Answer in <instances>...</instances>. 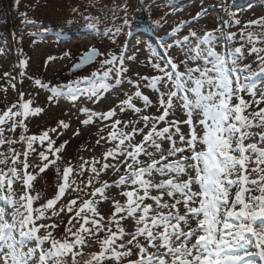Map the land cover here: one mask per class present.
I'll return each mask as SVG.
<instances>
[{
  "label": "snow or ice",
  "instance_id": "1",
  "mask_svg": "<svg viewBox=\"0 0 264 264\" xmlns=\"http://www.w3.org/2000/svg\"><path fill=\"white\" fill-rule=\"evenodd\" d=\"M253 26L259 29V35L249 31L247 42L253 44L250 53L256 54V71L251 64L238 66L241 47L218 53V37L213 33L197 38L195 48H189L185 60L180 62L184 71L169 59L170 71L156 65L162 77L141 78L148 81L146 87L156 91L162 80L171 82L172 89L166 88L158 97L160 114L143 115V127L133 126L130 132L117 129L120 120L112 125L108 140L116 144L104 159L122 158L119 164L124 174H119L115 164L105 163L98 169L95 159L81 163L77 173L66 161L68 166L62 171L58 191L40 208L33 207L39 194L32 196L24 191L17 198L13 184L22 180L24 189H32L36 177L28 169L36 165L28 157L36 152L37 141L42 146L47 142L46 150L38 153L45 162L38 166L40 173L61 158L63 145L54 147L49 131L39 136L24 134L28 118L42 111L32 107L24 92L19 93L16 103L0 110V148L20 142L26 145L22 152L12 147L0 152V165L4 166L0 168V193H5L0 200L12 209L0 207V264H69V258L70 264H264V91L257 97L256 85L250 82V77L264 73V48L255 46L264 42V17L245 24V28ZM235 36L230 33L225 39L234 40ZM184 39L187 41L188 37ZM241 39H245L243 30ZM96 55L98 51L91 49L79 64ZM189 61L196 66L190 67ZM244 73L250 76H242ZM36 84L44 87L39 80ZM245 93L250 99H245ZM135 97L142 99L145 107L151 105L149 97L139 89ZM174 98L187 119H167ZM121 104L120 111L128 107L135 113L142 112L131 96ZM115 114L112 109L92 115L107 120ZM181 123L187 126V132L182 131ZM18 127L24 130L18 141L5 136L6 130L14 133ZM58 127L68 125L61 121ZM136 135L142 139L134 141ZM163 143L168 147H162ZM88 167L92 176L86 186H93V178L104 169H115L119 179L113 183L120 190L119 195H107L105 190L113 185L105 181L89 193L91 198L78 204L77 195L56 210L57 201L68 189L78 194L82 191L79 186L72 188L75 181H70V177L74 173L82 176ZM98 195L111 203L114 210L110 214L98 211ZM49 210L51 217L61 213L68 216L60 238L54 235L61 228L59 223H39L50 218L46 215ZM46 242L48 247L44 246Z\"/></svg>",
  "mask_w": 264,
  "mask_h": 264
},
{
  "label": "rangeland",
  "instance_id": "2",
  "mask_svg": "<svg viewBox=\"0 0 264 264\" xmlns=\"http://www.w3.org/2000/svg\"><path fill=\"white\" fill-rule=\"evenodd\" d=\"M81 1L83 0H31L37 8L35 17L42 18L47 23H53L55 18L72 19L74 15L69 12L68 7H74ZM95 2L99 4L103 0ZM152 2L151 15L158 24L157 28H160L159 33L157 28L156 30L151 29L146 20L140 19L143 22L130 24L126 28L127 35L120 33L119 37L111 36L105 29L99 34L89 30L87 33L78 35L77 38L74 34L64 39L56 38L50 31L44 34L27 31L21 36L13 31L10 39H5V42L0 43V110H6L16 103L19 93L24 92L25 98L32 101L33 108L42 109L38 114L28 118L26 121L28 130L24 134L39 136L44 131H49V135L55 141L54 147L63 145L59 154L61 158L56 161L55 165H50L44 173H40L38 166H42L45 162L41 160L38 153L46 150L47 142L42 146L37 141L34 145L36 152L30 153L28 157L32 165H36V167L30 166V172L36 178L32 181V189H24L22 180L20 186L13 184V194L17 198L24 191H29L32 196L39 194V198L33 202L34 208H40L48 199H53L58 191L59 183L62 182L60 178L62 171L68 166L66 161L72 163L77 173L80 171L81 163L91 162L93 159L98 162L96 165L98 169L102 168L105 163L116 165L110 159L111 157L104 159L105 153L115 148L116 142L108 140V133L113 131L114 122L116 120L122 122L117 129L123 132H130L133 126L143 127L141 120L143 115L160 114L158 111L160 92L165 91L166 88L172 89L171 82L165 83L162 80L156 86L159 91H156L146 87L148 81L141 78L162 77L163 73L159 68L170 71V65L167 64L169 59L180 64L185 60V54L189 48H195L197 38L203 37L206 33L211 32L218 37L215 41L216 52L225 53L227 50L241 47V53L237 54L238 66L251 64L253 71L257 70L258 61L256 54L250 53L253 44L247 42V33L251 31L259 35V29L255 26L245 28V24L250 20L264 17V0H253L252 4L250 0H185L183 3L175 0H152ZM166 5L171 6V11L167 15L162 14L161 10ZM131 14L135 18H142V15L139 16L134 9ZM236 21L240 23L237 24ZM242 30L245 37L243 40L241 39ZM144 31L146 34H142ZM193 32L195 36L191 35ZM230 33H236L234 40L225 39ZM185 37H188L187 41ZM164 38L166 39L163 40ZM255 46L264 48V42H257ZM122 47L124 49L121 51ZM204 47L205 45H201V48ZM91 49L99 52L96 62L67 76V73L79 63L80 58ZM105 61H112V63H105ZM156 65H159V68ZM189 66L195 67L196 64L189 61ZM109 69L112 71L109 72ZM179 70L184 71L183 64H180ZM244 75L250 76L249 73L242 74ZM259 75L264 78V73ZM259 75L250 77V80L258 79ZM37 80L41 81L44 87L37 85ZM76 85H83V90H85L82 101L74 100L77 95L74 92ZM260 87L263 88L264 83L260 84ZM52 89H56V92ZM138 89L142 95L149 97L150 106L145 107L143 100L135 97ZM260 92L261 89L257 97ZM129 96L133 98L135 107L142 109L141 113H135L132 108L128 107L120 111L121 102L127 100ZM244 96L245 99H250L247 93ZM83 109L88 111L84 112ZM112 109L116 110V114L107 120L101 116L92 115L93 113L103 114ZM90 117L89 123H83ZM167 119L176 121L187 119L185 110L178 106L175 98ZM61 121L68 127H58ZM126 123L127 128L124 127ZM180 127L183 132L188 131L186 125L181 123ZM52 128H56L57 131L51 132ZM253 131L259 130L253 129ZM22 132L24 130L18 127L14 133L6 130L5 136L18 141ZM141 139L140 135L134 137V141ZM177 142L179 143L178 140ZM25 146L22 142L4 145L0 148V152H7L9 147L22 152ZM161 146L168 147V144L163 143ZM49 158L54 159L51 155ZM3 167L0 165V168ZM17 167L23 168L22 164H18ZM109 173L110 169L101 171L99 177L93 178V186H86L92 176L90 167L82 176L74 173L70 177V181H75L72 188L79 186L82 191L78 194L68 189L57 201L56 210L64 207L71 199L77 198V195H79L78 204L84 199L91 198L89 193L96 187H102L105 181L113 184L115 179L110 181ZM112 191L111 189L105 190L107 195H111ZM4 194L0 193V195ZM95 199L98 200L96 205L98 211L102 215H108V211L111 210L109 201L100 198L99 195ZM0 207L12 211L10 205L4 200H0ZM46 215L50 218L43 219L39 223H59L61 228L56 229L54 235L60 238L63 235L61 229L67 226L68 216L61 213L60 216L51 217V210ZM40 234L44 235V230H41ZM44 246L48 247L49 244L46 242Z\"/></svg>",
  "mask_w": 264,
  "mask_h": 264
},
{
  "label": "trees",
  "instance_id": "3",
  "mask_svg": "<svg viewBox=\"0 0 264 264\" xmlns=\"http://www.w3.org/2000/svg\"><path fill=\"white\" fill-rule=\"evenodd\" d=\"M95 1L83 0L74 7H68L69 12L74 15L70 20L55 18L53 23H47L44 19L35 17L37 8L31 0H0V43L10 39L13 31L19 36L27 31H36L39 34L50 31L58 39H64L74 34L87 33L89 30L99 34L104 29L114 37H119L120 33L127 35L126 28L132 23L143 22L140 19L146 20L155 29L158 27L151 15L152 0H103L99 4ZM133 9L142 18H135L131 14ZM161 10L162 14L167 15L171 8L164 6ZM123 49L124 47L121 51Z\"/></svg>",
  "mask_w": 264,
  "mask_h": 264
},
{
  "label": "bare ground",
  "instance_id": "4",
  "mask_svg": "<svg viewBox=\"0 0 264 264\" xmlns=\"http://www.w3.org/2000/svg\"><path fill=\"white\" fill-rule=\"evenodd\" d=\"M77 96V95H76ZM78 97V96H77ZM77 99V98H76ZM159 126H163L162 124L159 125ZM181 126V124H180ZM112 160L113 163H116V166L119 167L120 171H119V174L122 175L124 174V168L118 164L119 163V160L122 159V158H117V160H113L112 158H110ZM141 159H144V157L142 156ZM108 178H110V181L111 180H118L119 179V175L117 174V171L115 169H110V173L108 174ZM114 180V181H115ZM113 183V182H112ZM110 185H113L110 189L113 190L111 195L110 196H118L119 195V189H117L115 186H114V183L113 184H110ZM121 201L123 202V198H121ZM151 202V201H150ZM110 203V202H109ZM111 204V203H110ZM111 206V210L108 211V214L112 211L113 207L112 205ZM114 210V209H113ZM127 231V230H126Z\"/></svg>",
  "mask_w": 264,
  "mask_h": 264
},
{
  "label": "water",
  "instance_id": "5",
  "mask_svg": "<svg viewBox=\"0 0 264 264\" xmlns=\"http://www.w3.org/2000/svg\"><path fill=\"white\" fill-rule=\"evenodd\" d=\"M98 56H99V52H98V55L94 56L93 59L87 63H84V64H79L77 63L75 65V67H73L70 72L68 73V75L70 76L72 73H77L79 70H82L86 67H88L89 65L93 64L96 62V60L98 59ZM81 59V58H80Z\"/></svg>",
  "mask_w": 264,
  "mask_h": 264
}]
</instances>
